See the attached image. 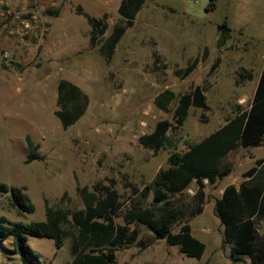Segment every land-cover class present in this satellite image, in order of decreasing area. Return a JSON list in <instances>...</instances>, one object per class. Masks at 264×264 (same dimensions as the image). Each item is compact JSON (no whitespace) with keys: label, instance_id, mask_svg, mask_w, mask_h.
Masks as SVG:
<instances>
[{"label":"rangeland","instance_id":"374dc122","mask_svg":"<svg viewBox=\"0 0 264 264\" xmlns=\"http://www.w3.org/2000/svg\"><path fill=\"white\" fill-rule=\"evenodd\" d=\"M118 1L105 0L106 30L90 47V27L75 10L79 6L98 18L103 14L98 0H0V182L23 187L34 206L32 213L21 212L9 193H0V217L26 224L44 221L57 209L77 214L83 210L79 191L91 192L95 185L116 190L121 205L110 221L96 220L89 235L68 215L60 225L59 249L49 239L28 237L38 261L12 254L9 237L0 243V264H72L85 256L92 264H108L87 253L93 248L112 249L113 264H243L232 263L227 247H220L222 228L212 207L226 185L236 186L254 160L264 159V142L226 157L230 173L204 183L202 212L174 224L169 241L129 225L125 240L135 231L132 241L111 242L124 227L123 209L131 202H150V194L138 192L166 168L172 151L153 154L138 143L140 136L168 120L175 150L184 151L222 126L236 105L249 106L264 64V0H144L106 60L99 46L121 21ZM54 10L57 15L48 13ZM224 19L228 38L218 48L217 25ZM241 70L250 71L252 79L238 82ZM60 79L88 98L83 115L65 129L53 115ZM166 90L173 98L165 112L154 100ZM26 137L37 146L40 160L25 163ZM194 188L190 184L184 195ZM263 228L264 220L259 232ZM183 237L195 254L184 251Z\"/></svg>","mask_w":264,"mask_h":264},{"label":"trees","instance_id":"16d2710c","mask_svg":"<svg viewBox=\"0 0 264 264\" xmlns=\"http://www.w3.org/2000/svg\"><path fill=\"white\" fill-rule=\"evenodd\" d=\"M144 0H120L116 12L121 21L113 25L110 34L100 43L99 52L109 60L114 45L118 42L126 29L132 27L137 12ZM76 13L83 15L90 27L88 44L96 46L106 30L107 14L92 17L76 7ZM57 15V11L48 12ZM217 42L219 48L228 38L229 27L224 19L217 25ZM213 65L211 66V69ZM238 82L250 81V71L241 70L237 74ZM173 96L170 91L162 92L154 100L156 106L168 111V104ZM88 103L87 96L73 83L60 79L55 87V107L53 115L58 119L61 127L74 124L84 113ZM170 123L159 120L152 131L138 138V143L153 154L160 149L171 148L166 158V168L160 169L138 192L139 196L151 195L146 206L131 202L123 209L122 221L124 227L111 242L117 245L132 241L136 232L132 231L125 240L126 226L136 225L151 233L156 240H170L174 224L187 222L199 215L203 209L205 194L204 183L213 184L216 180L227 176L231 170V163L226 157L239 148L258 147L264 138V65L261 67L249 106L242 109L235 106L232 117L225 123L196 143L187 144L184 151H176L173 141L168 136ZM28 153L25 163L40 160L36 153L37 146L28 137L25 138ZM264 161L254 160V165L241 173V181L236 185H226L218 199L213 202V212L222 228L220 247H227L228 256L232 263L264 264V228L261 232L258 226L264 220ZM194 183L192 195L185 196L184 191ZM134 193L137 192L132 188ZM0 193H9L11 204L19 211L32 213L34 206L25 193L23 187L7 186L0 182ZM83 202V210L79 213H69L61 209L49 211L45 220L40 222H10L0 217V243L7 238L12 239L10 252L19 257H27L30 261H38L39 256L27 245V238H46L52 241L55 249H59L63 242V231L60 229L68 215L71 223L80 231L89 235L96 229V220L110 221L120 209L119 196L114 189L95 185L91 192L85 188L79 191ZM187 232V228H181ZM186 236V235H184ZM189 239L183 237L180 244L186 253L192 249ZM193 244V243H192ZM112 249L104 252L101 248H93L88 254L101 256L106 263L113 264ZM85 256L74 259L72 264H92Z\"/></svg>","mask_w":264,"mask_h":264},{"label":"crops","instance_id":"0c3cea01","mask_svg":"<svg viewBox=\"0 0 264 264\" xmlns=\"http://www.w3.org/2000/svg\"><path fill=\"white\" fill-rule=\"evenodd\" d=\"M119 1H120V0H119ZM119 1H118L117 3H119ZM98 4L100 5V6H99V9H102V10H101V13L105 12V11H106L105 6L108 5V2H105V0H98ZM117 6H118V4H117ZM262 14H263V16H264V10L262 11ZM262 23L264 24V19H262ZM263 65H264V64H263ZM263 65H262V66H263ZM259 72H260V71H259ZM258 75H259V73H258ZM258 75H257L256 80H255V82H254L253 90H254V88H255V84H256V81H257ZM252 94H253V92H252ZM263 142H264V138H263L262 143H263ZM262 160L264 161V159H262ZM263 167H264V165H263ZM263 169H264V168H263Z\"/></svg>","mask_w":264,"mask_h":264},{"label":"built area","instance_id":"2783aa9c","mask_svg":"<svg viewBox=\"0 0 264 264\" xmlns=\"http://www.w3.org/2000/svg\"><path fill=\"white\" fill-rule=\"evenodd\" d=\"M6 5V4H5Z\"/></svg>","mask_w":264,"mask_h":264}]
</instances>
